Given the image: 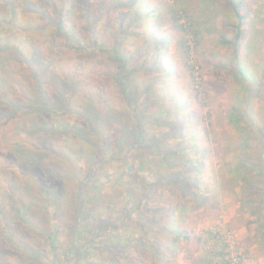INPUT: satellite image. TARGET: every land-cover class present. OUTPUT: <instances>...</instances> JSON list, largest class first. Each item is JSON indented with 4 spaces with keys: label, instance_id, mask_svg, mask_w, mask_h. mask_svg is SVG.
<instances>
[{
    "label": "rangeland",
    "instance_id": "obj_1",
    "mask_svg": "<svg viewBox=\"0 0 264 264\" xmlns=\"http://www.w3.org/2000/svg\"><path fill=\"white\" fill-rule=\"evenodd\" d=\"M129 1L0 0V264H264V171L242 162L234 178L226 166L264 165V0ZM59 11L64 35L50 21ZM32 51L47 106L33 102ZM244 99L233 116L246 136L227 118ZM179 100L188 119L174 125ZM142 136L163 152L184 138L172 171L192 161L185 180L200 181L203 206L164 181L140 201L141 181L165 170ZM171 209L186 235L175 243L159 224Z\"/></svg>",
    "mask_w": 264,
    "mask_h": 264
},
{
    "label": "trees",
    "instance_id": "obj_2",
    "mask_svg": "<svg viewBox=\"0 0 264 264\" xmlns=\"http://www.w3.org/2000/svg\"><path fill=\"white\" fill-rule=\"evenodd\" d=\"M136 1H140V0H136ZM133 2H135V0H130L129 4L133 3ZM188 3H190V2L189 1L188 2H184L181 5L180 1H178L176 6L178 7V9H180V10L184 9V11H185L187 9L186 4H188ZM239 3L235 4L234 6L237 7V5H240ZM191 4L192 3H190L189 6ZM146 7L147 6H145V8ZM131 9H132V6H131ZM137 12H138L137 8L132 9V11L130 12L131 17L129 18V20L131 19V23H130L131 26L135 25V22L139 19V16H138ZM235 15L242 19V15H240V13H238L237 11H236ZM15 19H16V15H15V13L13 11L12 14H11V20L14 21ZM173 20H175V21L178 20V17L174 16ZM50 21H55V23L57 25V32H59L62 35H64L66 33V29H68V28L65 25L64 13L62 11H59L57 13V20L50 19ZM16 23H17V25L19 27H21V25L18 22H16ZM27 28H34V25H32V26L27 25ZM177 28L179 29V32H180L179 47L184 50L183 51L184 52V60L186 62L187 67L190 69L191 74L193 75V73H194V65L191 64V63H194L195 59L192 58V55H191L192 50L190 49V46L188 45V43H189L188 40L189 39H187L188 35L185 33L187 30H186V28L184 26H182L181 23L180 24L177 23ZM5 42H6V39H5ZM18 53H21V52L18 51ZM33 57H34V52L32 53V59H31V63L33 65L32 66V74H33L34 82H35L33 84V89H34V91H36V95H35V97L33 99V102H34L35 107L37 106L36 102L40 103L42 106L43 105L47 106V101L48 100H47L46 96L44 95V92L41 90L42 89L41 88L42 87L41 86L42 81L35 74V72H36L35 71L36 70L35 69L36 68L35 67L36 64L33 61ZM187 60H188V62H187ZM163 71L168 76L169 71L165 70L164 68H163ZM120 82H121V80H119V83ZM126 95H127V93L124 94V98L125 99H126ZM175 95H176L175 91H171V92H168V93H162V97L160 98L161 99L160 102L162 104L170 103V101L175 102L176 101ZM242 103L245 104L246 100L244 99L243 101H240V103L232 104L230 106L229 112L227 114L228 121L231 124L233 123V129L237 130L239 133H241V135H242V132H241L242 130H240V127L236 123L238 118L234 117L233 114L234 113H238L240 111V109L242 107L241 106ZM186 105H187V103L184 100L177 101V106L174 107L173 112L171 114V116H172L171 117V120H172L171 122H175L174 125H180V124L183 125L187 121L188 117L186 115H183V110L186 109ZM49 110H51V109H49ZM243 111H245V110H243ZM59 113H62V111H59ZM247 133H245V135H242V136H246ZM141 134L142 133L139 132V136H141ZM143 136L140 137V140H138V143H140L145 148H147V146L152 148V149H150V151H151L150 154L151 155L148 156V158L149 157H154V159L157 161L155 166L157 168L159 166H161V167L165 168V170L158 172L159 179L152 180L151 182H146V183L145 182L142 183V181H141V183H140L141 186L139 188L135 187L136 189H139L141 191L140 201H141V199H144V198L148 197V195H149V193H150V191H151V189L153 187L161 185V183H163L162 181H164L169 186H172V187L176 188L178 190V192L181 194L182 198L188 197V199H189L188 200V203H189V208L188 209H196V208H199L200 206H203V204H205L204 198L195 189L198 186V183L200 181L198 179H196L195 177L189 175L190 176V178H189L190 181L189 182H190V185L192 186L190 188V187H188V185L186 183L188 181L185 180L186 176L188 175L189 170L190 169L194 170V166L195 165L192 164V161L190 162L191 164L189 163V165H186L187 168L189 166L190 169H185L186 168L185 167L182 171H179V170L172 171L173 167H171V166L179 165L182 162L181 161L182 156L185 155L187 150L189 149L188 146L184 143V138L180 139V141H178L176 146L168 149L167 152H163L160 149V144H159V140L158 139L154 138V140H149L147 138H144ZM102 145H105V142L104 143L102 142ZM191 147H194L195 149H197L198 145L195 144V145H193ZM176 157H178V158L176 159ZM157 158H159V160ZM162 159L165 160V165L164 166L163 165H159L160 161ZM142 160H144V161H142ZM148 161L149 160L147 158L143 157L141 160H139V164L141 162V164L146 165V162H148ZM242 162H245V163H248L249 165H252V168H254L256 170H259L261 172L264 171V165L255 166V164H252L251 162H248L247 159H244L243 156H239L238 155V156L234 157V159H232V161L228 162L227 165H226L227 168H228V171L232 174V176L234 178L236 176L233 175L232 170H233V172H236L242 166L244 167ZM35 164L36 163H34L33 165H35ZM87 164L88 165L90 164L89 160L87 161ZM248 169H250V168H248ZM237 177H238V179H237L238 181L244 183V188H245V191H247V195H250L252 193L253 187L250 186L249 180L247 179V181H244V180H241L242 178H240L239 176H237ZM114 183H116V181H113L111 184L113 185ZM125 191H126V194H127V198L129 200V197H131L133 194L130 193V190L128 188H126ZM118 197H120V196H118ZM118 197L116 198L117 199V203H118ZM213 199H215L214 196H213ZM252 202H253V199L251 197L247 196L246 199L243 202V206L244 207H251L252 206ZM192 203H194V204H192ZM80 207H81V204L78 205V208H80ZM181 207L187 208L188 206L182 203ZM20 214L22 215V213L19 212V215ZM176 215H178L176 210L171 209L170 211L167 212V217L164 218L159 223V224H161V223L164 222L162 224L163 225V229H165L166 233H168V234L172 233L171 234L172 241H173L172 243H175L177 241V239H179V238H182V239L186 238V235L184 234V231L182 229H180L179 225L176 222V217H175ZM142 220H143V217H142V219L140 221L141 226L145 227V224L143 223ZM141 244H143V243H141ZM114 247H117V245L116 246L114 245ZM131 247L133 248L134 246H131ZM158 247H160V246L153 240L151 242V245L149 246V250H151V252H153L155 255L164 256L163 253L166 251V249L163 248L165 251L162 253L161 251H159ZM133 249H135V248H133ZM141 249H143V248H141ZM144 250H145V248H144ZM227 264H228V262H227Z\"/></svg>",
    "mask_w": 264,
    "mask_h": 264
},
{
    "label": "crops",
    "instance_id": "obj_3",
    "mask_svg": "<svg viewBox=\"0 0 264 264\" xmlns=\"http://www.w3.org/2000/svg\"><path fill=\"white\" fill-rule=\"evenodd\" d=\"M183 112H184V110H183Z\"/></svg>",
    "mask_w": 264,
    "mask_h": 264
}]
</instances>
